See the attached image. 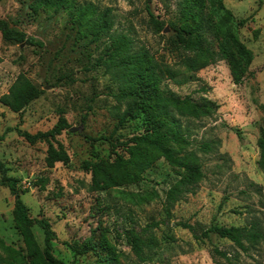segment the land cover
Returning <instances> with one entry per match:
<instances>
[{
  "label": "rangeland",
  "instance_id": "rangeland-1",
  "mask_svg": "<svg viewBox=\"0 0 264 264\" xmlns=\"http://www.w3.org/2000/svg\"><path fill=\"white\" fill-rule=\"evenodd\" d=\"M181 1L0 0V19L43 43L7 41L0 32V159L9 176L19 180L30 216L51 224L52 254L64 264H264V239L243 251L217 235L195 237L211 225L255 224L264 235V169L259 164L264 143V0H223L235 24H219L213 15L218 4L204 0L205 15L214 26L204 33V45L215 61L202 69L187 68L186 58L195 54L175 42L171 24L180 18ZM86 8L92 15H83ZM150 11L165 22L161 32L155 31ZM86 18L88 28L82 25ZM232 33L251 51L249 65L237 57ZM122 34L132 40L134 50L147 51L160 69L169 72L162 88L220 106L215 116L199 120L174 113L204 178L195 192L173 205L166 194L179 179V170L163 158L138 184L109 190L93 185L97 167L114 160L111 143L144 130L142 119L116 129L118 114L125 108L118 98L124 81L109 54L111 37ZM224 49L239 62L243 83H235ZM21 76L43 94L15 113L1 98ZM60 118L70 128L56 140L70 161L50 167L49 144H30L15 128L46 132ZM203 143H215L213 150L202 152ZM54 146L58 147L56 142ZM14 208V196L0 185V264H42L43 229H31L36 243L31 242L18 228ZM153 222L161 224L148 229ZM179 222L191 224L195 233ZM126 229L157 238L151 261L135 256L123 235ZM87 243L95 249L86 254L72 250ZM215 249L228 258L215 254Z\"/></svg>",
  "mask_w": 264,
  "mask_h": 264
},
{
  "label": "trees",
  "instance_id": "trees-1",
  "mask_svg": "<svg viewBox=\"0 0 264 264\" xmlns=\"http://www.w3.org/2000/svg\"><path fill=\"white\" fill-rule=\"evenodd\" d=\"M218 6L214 7L213 15L219 24L231 22L235 24L232 13L224 6L223 0H214ZM180 18L171 24L175 34V42L180 46L195 54L188 57L185 65L189 69H202L215 61V54L204 45V33L213 26V19L205 15L204 0H182ZM83 15L91 14L88 8L83 10ZM152 24L155 31L161 32L165 29V22L159 20L150 11ZM89 18L82 23L87 28L90 26ZM241 23H244L242 21ZM108 28V26H104ZM0 32L7 41L19 43L27 42L32 45L43 46V43L33 37H27L22 31L15 30L9 26L5 20L0 19ZM259 30L255 32L257 36ZM231 41L236 55L245 65L252 61V54L232 33ZM132 40L125 34L111 37V50L109 56L116 68L119 69L124 81L118 98L125 103V108L119 112V125L130 120L142 119L144 130L124 141L112 142V154L114 160L106 165H99L93 185L99 190H109L126 185L138 184L143 180V175L159 159H165L170 166L179 170V179L171 186L166 194L167 202L170 205L187 194L195 192L197 185L204 178V172L199 164L194 151L189 150L191 142L187 133L178 123L174 113L182 117L193 119L212 118L219 110V104L207 98L194 100L191 96L178 97L170 91L162 88V83L169 72L160 69L153 61L147 51H138L132 48ZM224 57L229 60L232 75L236 84L243 83L244 74L237 64L239 62L227 50L223 51ZM170 76H172L170 72ZM43 90L34 85L30 80L21 76L10 88L8 94L1 98V102L15 113H22L33 101L39 99ZM70 128L65 118H60L57 124L46 132L30 133L15 128V131L30 144L46 141L49 144L46 163L53 167L56 163H68L70 157L62 144L57 142V136ZM11 131V130H9ZM54 142L58 147L55 148ZM215 143H203L200 146L202 152L213 150ZM262 158L259 162L264 169V143H262ZM121 148L122 151L117 149ZM126 154H125V153ZM9 168L0 159V185L9 189L15 198L14 213L18 228L23 233H28L31 242L36 243L31 229L39 226L44 231L45 247L41 253L42 264H64L62 260L53 257V242L55 232L51 224L44 219L33 218L29 214V208L22 198L24 190L19 186V180L9 176ZM25 193V192H24ZM160 222H153L148 225V229H155L160 226ZM179 226L189 229L195 233V228L188 222H179ZM123 235L134 252L135 256L142 262L152 260L151 252H154L159 242L156 237L145 238L135 229H126ZM217 235L220 238L230 240L236 247L243 251L248 250V244L255 245L264 239L260 228L252 224L251 226H224L211 225L198 235L197 239L209 238ZM95 249L91 243H87L83 248L72 246V250L77 254H86ZM214 253L228 258L225 252L215 249Z\"/></svg>",
  "mask_w": 264,
  "mask_h": 264
}]
</instances>
